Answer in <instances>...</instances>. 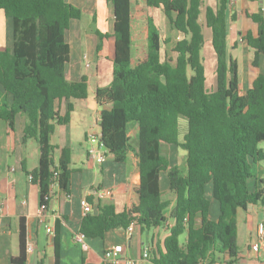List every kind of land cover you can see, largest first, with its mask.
<instances>
[{
	"label": "trees",
	"instance_id": "16d2710c",
	"mask_svg": "<svg viewBox=\"0 0 264 264\" xmlns=\"http://www.w3.org/2000/svg\"><path fill=\"white\" fill-rule=\"evenodd\" d=\"M113 10L114 59L108 87L97 88L102 107L99 129L101 146L115 163L134 154L139 181L137 205L117 212L113 205L97 207L83 217L79 233L86 239H102L108 232L126 230L133 223L141 231L172 220L163 251L152 264H211L238 257L237 213L249 206L264 207V179L253 183L252 168L264 162V73L246 86L243 74L227 49L228 0L214 8L203 0H145L159 8L179 38L170 48L151 18L147 19L145 56L131 62V1L105 0ZM0 11L12 24L9 47H0V121L13 130L15 116L24 119L23 141L38 145L37 169L25 171L39 192V204L47 208L51 186L69 196L71 152L68 146L51 144V136L65 129L74 111L73 101L87 98V82H69L65 65L70 48L65 32L81 11L65 0H0ZM202 17V19H201ZM256 35L242 37L252 51V67L264 55V18L248 15ZM210 31L215 59L214 86L205 87L202 50L203 29ZM95 53L108 33L96 32ZM164 48V49H162ZM187 120L179 139L178 119ZM137 128L131 146L128 125ZM186 152L184 170L170 166L163 146ZM160 173L168 180L173 201L162 200ZM210 186L211 190L207 191ZM217 205V216L212 217ZM186 235L184 244L179 237ZM19 253L11 264H26L25 222L19 221ZM54 263L59 247L54 238Z\"/></svg>",
	"mask_w": 264,
	"mask_h": 264
},
{
	"label": "crops",
	"instance_id": "0c3cea01",
	"mask_svg": "<svg viewBox=\"0 0 264 264\" xmlns=\"http://www.w3.org/2000/svg\"><path fill=\"white\" fill-rule=\"evenodd\" d=\"M130 1L131 52L132 49L140 48L139 56H145L148 18H151L160 29L161 36L170 40L171 45L166 46V50L168 46L170 50L179 35L172 29L162 10L148 7L145 0ZM228 1L227 49L229 55L236 60L246 86H250L258 74L264 73V55L259 56L258 66L252 67L253 53L242 37L247 33L256 35V25L248 15L256 14L264 18V0ZM65 2L78 8L93 25L92 30L84 32L79 25L80 19L73 20L64 35L70 48L69 62L65 65V77L69 82H79L85 77L87 82V98L73 101L74 111L71 113L69 125L51 136L52 145L70 148L69 196L53 187L47 208L42 215L44 222L38 223L37 214L40 207L38 188L32 182H28L25 173L37 169L38 145L33 140L23 141L25 122L20 115L15 116L13 130H10L4 121H0V264H11V258L19 253L20 219L25 222L27 247H30L26 264H55L54 238L57 239L59 247V264H105L103 253L113 246L123 248L122 258H139L141 251L148 248L150 259L141 264H152L150 262L152 256L163 251V241L169 235L172 220L145 232L137 225H133L131 233L118 228L105 234L102 239H86L85 251L74 240L84 217L79 206L81 198H87L92 205L93 213L102 205H113L117 212H121L137 205L135 189L139 177L132 152L121 164L115 163L111 156L106 155L102 165L89 159L86 153L85 135L89 131L99 130L100 112L107 109V106L100 107L96 103L95 91L97 88L108 87L112 80L114 59V38L111 35L114 22L112 7L105 0ZM216 3L217 0H203V7L214 8ZM96 32L109 34L102 40L98 53H95L98 43ZM10 45L11 42L7 47ZM127 129L129 138L137 136L138 128L134 123H130ZM171 147L174 148L172 152L176 155L177 147ZM173 160H176V157ZM183 160L185 163V156ZM169 164L171 167L179 166L177 162ZM259 169V164L252 168L253 183H259L264 179L261 175H264V172L261 173ZM180 170H184L183 166ZM160 181L161 173L159 186L163 194L164 191H168V180L164 189L161 188ZM97 189H110L113 199L94 200L92 193ZM165 199L173 201L174 197L168 194ZM216 216L217 207L213 209L212 214L213 218ZM260 223H264L263 206H249L247 210L237 213L238 257L232 264H264V248L258 251L252 248V243L257 239V226ZM44 225L53 228V235L46 234ZM227 261V258H224L217 264H228Z\"/></svg>",
	"mask_w": 264,
	"mask_h": 264
},
{
	"label": "built area",
	"instance_id": "2783aa9c",
	"mask_svg": "<svg viewBox=\"0 0 264 264\" xmlns=\"http://www.w3.org/2000/svg\"><path fill=\"white\" fill-rule=\"evenodd\" d=\"M85 143L87 144V156L89 159L95 161L98 165H102L106 160V153L105 150L101 146L100 141V129L98 131H89L85 135ZM28 182H32V177H27ZM53 187H56L55 184L51 186V190ZM92 197L94 200L101 201L104 199H113V194L110 189H97L92 193ZM25 204V202H23ZM79 206L81 208L83 216L89 215L92 212V205L89 203L87 198L83 197L79 201ZM43 207H39L38 210V223L43 224ZM133 223H131L128 228L126 229L128 233L132 232ZM44 230L47 235H53V228L49 225H44ZM75 242H77L82 250H87L86 245V238L83 234L77 233L74 238ZM252 248L256 251L261 250L264 248V223H260L257 226V239L254 243H252ZM27 249L29 250L30 247L28 246ZM123 248L121 246H113L107 248L103 253V261L105 264H141L142 262L149 261L150 253L148 248H144L141 251V255L139 258H122L121 253ZM217 264V263H211Z\"/></svg>",
	"mask_w": 264,
	"mask_h": 264
},
{
	"label": "rangeland",
	"instance_id": "374dc122",
	"mask_svg": "<svg viewBox=\"0 0 264 264\" xmlns=\"http://www.w3.org/2000/svg\"><path fill=\"white\" fill-rule=\"evenodd\" d=\"M260 0H254V2H259ZM2 12L0 11V47L1 46H7L12 40V24L11 22H6L5 18L2 16ZM89 18L87 16H81L80 18V28L82 31H86L89 32L90 30L93 29V25L90 23V20H88ZM7 33L9 36H7ZM209 33L210 31L206 28L203 29V35H204V39H205V44L202 50V57H203V66H204V70H205V87L207 90H211L214 86V64H215V59H214V55H213V50L211 48V44H210V40H209ZM179 36L176 38L178 39ZM10 39V40H9ZM171 45V44H170ZM140 48H138L137 50L132 49L131 52V62L132 64H135L137 61L141 60L143 57L139 56L140 53ZM167 51H168V55H171V53L169 52V46L167 47ZM141 58V59H140ZM186 128H187V120L184 117H180L178 119V133H179V139L181 140L183 135L186 133ZM131 146H136V137H132L130 138L129 141ZM258 148L261 149L262 151H264V142H261L258 144ZM174 151V148L169 146H163L162 147V153L164 154V156H169L167 157L169 162L174 163L177 162L180 166H183L184 169V165L185 163H183V156H186V152L184 150H181L179 148H177V154L174 155V153L172 152ZM171 157V158H170ZM176 157V160H173V158ZM178 166V167H179ZM259 167H260V172H264V162L259 163ZM253 172V171H252ZM262 177H264L263 174H261ZM167 185V176L165 173H161V188L164 189V185ZM211 188L210 186L208 187L207 191H210ZM172 195L171 193H169L168 191H164L162 194V200H166L165 196L167 195ZM173 196V195H172ZM174 197V196H173ZM172 201V200H170ZM217 205L215 204L213 206V209H216ZM139 227V226H137ZM146 230H144L143 232H145ZM185 237L186 235L183 234L182 236L179 237V242L180 244H184L185 242Z\"/></svg>",
	"mask_w": 264,
	"mask_h": 264
}]
</instances>
